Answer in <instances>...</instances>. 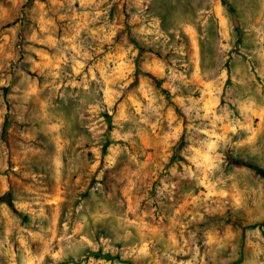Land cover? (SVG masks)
I'll use <instances>...</instances> for the list:
<instances>
[{"label":"rangeland","instance_id":"rangeland-1","mask_svg":"<svg viewBox=\"0 0 264 264\" xmlns=\"http://www.w3.org/2000/svg\"><path fill=\"white\" fill-rule=\"evenodd\" d=\"M6 193L0 264H264V0H0Z\"/></svg>","mask_w":264,"mask_h":264},{"label":"trees","instance_id":"trees-1","mask_svg":"<svg viewBox=\"0 0 264 264\" xmlns=\"http://www.w3.org/2000/svg\"><path fill=\"white\" fill-rule=\"evenodd\" d=\"M134 45H135L136 48L138 49V51H139V55H140L141 53H143V52H152L151 49H145V48H143V47H139L138 45H136V43H134ZM139 75H143V76H147V77L151 78V79L155 82L157 88L160 89V87H159V81H157V80L155 79V77H153L152 75H149V74H147V73H142V72L140 71V69H139L138 67H136V69H135V77H136V79H137V77H138ZM163 92H164V91H163ZM8 197H9V194H7V193L4 194V195L0 198V203H5L6 205H8V206L11 208V210H13V212H16L15 209H14V207L12 206L11 201L8 199ZM88 257H93V258H96V259H103V260H107V261H116V262L121 263V264H130L129 261H127V260H122V259H120L119 256H113L111 253H105V254H102V253H100V252H89V253H88ZM66 262H70V261H66ZM58 264H62V262H60V263H58Z\"/></svg>","mask_w":264,"mask_h":264}]
</instances>
